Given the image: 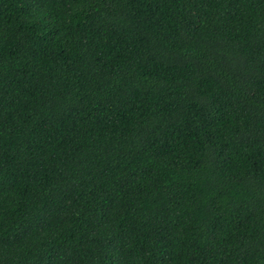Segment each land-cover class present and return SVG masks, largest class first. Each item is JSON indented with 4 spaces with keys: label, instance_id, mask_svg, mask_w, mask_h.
<instances>
[{
    "label": "trees",
    "instance_id": "trees-1",
    "mask_svg": "<svg viewBox=\"0 0 264 264\" xmlns=\"http://www.w3.org/2000/svg\"><path fill=\"white\" fill-rule=\"evenodd\" d=\"M0 264H264V0H0Z\"/></svg>",
    "mask_w": 264,
    "mask_h": 264
}]
</instances>
